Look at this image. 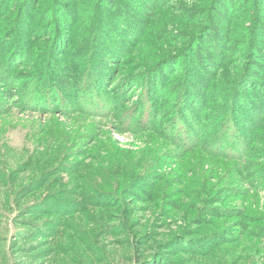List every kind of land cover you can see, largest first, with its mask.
Masks as SVG:
<instances>
[{"label": "rangeland", "instance_id": "rangeland-1", "mask_svg": "<svg viewBox=\"0 0 264 264\" xmlns=\"http://www.w3.org/2000/svg\"><path fill=\"white\" fill-rule=\"evenodd\" d=\"M257 13L264 0H0V264H264V139L209 155L182 142L195 128L170 118L174 96L156 119L136 87L179 59L202 74L201 34L240 57Z\"/></svg>", "mask_w": 264, "mask_h": 264}, {"label": "trees", "instance_id": "trees-1", "mask_svg": "<svg viewBox=\"0 0 264 264\" xmlns=\"http://www.w3.org/2000/svg\"><path fill=\"white\" fill-rule=\"evenodd\" d=\"M222 7L224 9L222 11L227 12V7ZM218 13L221 17L222 13ZM256 16H259V13ZM263 19L264 15L256 18L255 30L254 32L250 31L247 51L240 57L227 58L229 52L233 50L234 42L232 43V40H227L223 46L215 48L211 42H205L206 37L201 34V46L206 43L207 54L202 61H197L196 67L202 74H193L194 66L188 62L184 71L180 72L181 59H179L175 61V71L172 74L157 70L155 71L156 77H154L153 72H150L154 68H151L146 78L144 75H139L136 87L141 86L143 91L146 89L153 97L150 96L148 102L157 110L156 119L161 117V120H166L165 114L161 115L163 110L160 102L161 96L175 97L170 118L181 123L187 120V124L190 123V127L195 128L193 134L196 144L194 141L191 143L182 141L183 143L188 146L192 144L193 148L201 147L209 155L221 158L230 157L233 158L231 160L238 161L240 158L247 157L256 138H262L263 142L264 137L260 136V132L264 128V69L260 70L261 67H264ZM258 32L262 36L260 43H257L255 37V33ZM217 38L220 39L219 36ZM195 43L186 48L190 50L191 54L196 46ZM120 46L121 40L118 43V47ZM231 67H233V74L227 71V68ZM170 75H175V77ZM153 78L156 81H152ZM193 84L196 86L193 87ZM156 86L160 89L159 93L154 90ZM218 103H221L220 106ZM174 111L175 114H173ZM177 112L178 114H176ZM163 127L167 129V137L176 131V126L171 130L169 125ZM247 130L248 136L244 134ZM179 132L182 131H178V135ZM229 134H231L230 138L234 139V143H231L232 146L219 145L218 142L226 140Z\"/></svg>", "mask_w": 264, "mask_h": 264}]
</instances>
